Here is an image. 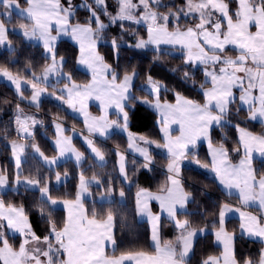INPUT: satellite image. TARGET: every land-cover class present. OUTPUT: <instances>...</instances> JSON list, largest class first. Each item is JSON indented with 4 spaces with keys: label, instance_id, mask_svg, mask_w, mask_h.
<instances>
[{
    "label": "snow or ice",
    "instance_id": "obj_1",
    "mask_svg": "<svg viewBox=\"0 0 264 264\" xmlns=\"http://www.w3.org/2000/svg\"><path fill=\"white\" fill-rule=\"evenodd\" d=\"M257 159L264 0H0V264H264Z\"/></svg>",
    "mask_w": 264,
    "mask_h": 264
},
{
    "label": "trees",
    "instance_id": "obj_2",
    "mask_svg": "<svg viewBox=\"0 0 264 264\" xmlns=\"http://www.w3.org/2000/svg\"><path fill=\"white\" fill-rule=\"evenodd\" d=\"M135 62V61H134ZM49 106H45V110L47 111ZM6 118V117H5ZM71 122H69L70 124ZM152 118L148 114L140 111L136 114V116L132 120V130L135 132H147L151 128ZM256 130L259 131V126H256ZM206 151V149H204ZM257 167H264V161H256ZM231 227V225H229ZM240 248V245H237ZM242 250H255L252 245H246Z\"/></svg>",
    "mask_w": 264,
    "mask_h": 264
},
{
    "label": "crops",
    "instance_id": "obj_3",
    "mask_svg": "<svg viewBox=\"0 0 264 264\" xmlns=\"http://www.w3.org/2000/svg\"><path fill=\"white\" fill-rule=\"evenodd\" d=\"M205 149H206V146H205ZM256 161H260L259 159H257Z\"/></svg>",
    "mask_w": 264,
    "mask_h": 264
}]
</instances>
